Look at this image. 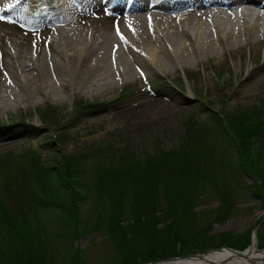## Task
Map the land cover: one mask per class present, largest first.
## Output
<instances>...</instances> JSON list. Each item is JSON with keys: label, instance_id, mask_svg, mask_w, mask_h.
<instances>
[{"label": "rangeland", "instance_id": "rangeland-1", "mask_svg": "<svg viewBox=\"0 0 264 264\" xmlns=\"http://www.w3.org/2000/svg\"><path fill=\"white\" fill-rule=\"evenodd\" d=\"M164 9L171 20L194 11ZM107 13L105 7L95 16L105 22ZM246 21L239 19L252 23ZM178 38V45L195 49L190 64L163 72L138 68L146 79L109 99H79L65 89L64 103L41 101L8 113L0 107V264H73L79 244L86 250L82 264H123L130 247L122 237L141 230L131 226L132 216L152 208L150 196L156 216L168 196L190 197L197 229L186 238L202 249L188 252L176 243L174 256L242 250L251 221L260 227L256 247L264 249V202L258 208L247 191L254 184L264 198V53L242 54L223 41L205 49L189 31ZM156 43L175 49L164 37ZM153 99L157 108L137 105Z\"/></svg>", "mask_w": 264, "mask_h": 264}, {"label": "bare ground", "instance_id": "bare-ground-1", "mask_svg": "<svg viewBox=\"0 0 264 264\" xmlns=\"http://www.w3.org/2000/svg\"><path fill=\"white\" fill-rule=\"evenodd\" d=\"M207 4L215 5V10L193 9ZM183 5L192 8L193 14L181 11L171 20L172 14L164 9ZM103 7L110 11L103 16L105 22L95 16ZM119 12L127 15H116ZM0 14L8 18L0 20V107L6 108L4 113L37 107L41 101L64 103L66 96L60 92L65 89L79 99H109L117 89L143 82L147 76L138 68L145 66L155 72L175 71L182 63L190 64L195 51L176 43L188 31L205 49L224 42L242 54L264 53V0H0ZM248 33L253 38L250 42ZM163 37L175 45L174 50L156 43ZM137 105L158 107L156 99ZM158 264H264V249H257L253 234L242 250L223 248Z\"/></svg>", "mask_w": 264, "mask_h": 264}, {"label": "trees", "instance_id": "trees-1", "mask_svg": "<svg viewBox=\"0 0 264 264\" xmlns=\"http://www.w3.org/2000/svg\"><path fill=\"white\" fill-rule=\"evenodd\" d=\"M155 198L156 197L154 196H150V202L152 203V208H154V210H151L152 208L149 209L148 206L144 211L135 212L132 216L135 221L131 226L136 227V229L141 228V230L136 231V233L133 234V238L130 236L125 242L130 248L128 249L129 253L126 254L128 257L124 259L123 264H137L142 261H152L172 257L175 255L174 246L177 245L176 243H179L182 250L188 252L202 249H192L190 245L193 244L192 242H194V239L186 238L187 234L191 233L189 232L190 228H195L193 225L194 220L192 221L191 218L192 216L195 218V214L192 213L193 206L190 204V200H188L190 197L181 195L168 196V207L167 209H165V207L160 208V216H156L154 205L157 200H153ZM145 219L147 220L145 221ZM154 222H156V224L163 222L162 228H160V230H154V232L152 230L150 231L151 233H144L142 229L153 228ZM114 227H120L119 223L115 224ZM156 231L161 233V243L157 239ZM126 232L128 231H124V234ZM134 239L137 240L139 244L134 243ZM199 239L202 240L201 242H204L207 240V237L197 238V240ZM144 241L148 244V249H150V245L155 247V249H150L148 251L144 250L143 246H146ZM132 247L133 249L131 250Z\"/></svg>", "mask_w": 264, "mask_h": 264}, {"label": "flooded vegetation", "instance_id": "flooded-vegetation-1", "mask_svg": "<svg viewBox=\"0 0 264 264\" xmlns=\"http://www.w3.org/2000/svg\"><path fill=\"white\" fill-rule=\"evenodd\" d=\"M258 182H261V181H258ZM252 186H251V188H247V191H249L250 192V195H249V200L250 199H252V200H254V201H256L257 203H258V208L259 207H261V204H260V202L262 201V202H264V198L262 197V195H259V194H257L256 192H260L261 191V189H258V188H256L255 186H254V184H251ZM252 192V193H251ZM262 192H264V190L262 191ZM132 222H131V224H133L134 223V218L131 220ZM161 225H163V222H159ZM128 227H130V224H128L127 225ZM161 228H162V226H161ZM246 232L248 233V231H253V230H255V231H258V230H260V227L259 226H257L256 227V225L251 221L250 223H247L246 224ZM78 230H79V228H77ZM122 229H123V227H122ZM82 230V229H81ZM84 231L81 233V236H85L86 234H88L89 233V231L88 230H86V229H83ZM80 233H77L76 235H80ZM77 237V236H76ZM130 236H127L126 238L125 237H122V239L124 240V242H126L127 241V239L129 238ZM80 238V237H79ZM81 238H83V237H81ZM112 239H113V241H116V237H111ZM178 244V243H177ZM79 246L81 247V248H74V252H73V256H77L74 260H73V264H82V263H84L85 261H86V259L84 258V254H83V252L84 251H86L85 250V248H84V246H82V245H80L79 244ZM76 247V246H75ZM17 263V262H16ZM70 264L72 263V261L71 262H69ZM86 264V263H85Z\"/></svg>", "mask_w": 264, "mask_h": 264}, {"label": "water", "instance_id": "water-1", "mask_svg": "<svg viewBox=\"0 0 264 264\" xmlns=\"http://www.w3.org/2000/svg\"><path fill=\"white\" fill-rule=\"evenodd\" d=\"M221 249H223V248H220V249H217V250H221ZM211 251H216V250H209V251L205 252V254L208 253V252H211ZM192 255L193 256H201L202 254H190V255H185V256L172 257V258H168V259L154 261V262H151L149 264H158L160 262H165V261H173V260H177V259H184V258L191 257Z\"/></svg>", "mask_w": 264, "mask_h": 264}, {"label": "snow or ice", "instance_id": "snow-or-ice-1", "mask_svg": "<svg viewBox=\"0 0 264 264\" xmlns=\"http://www.w3.org/2000/svg\"><path fill=\"white\" fill-rule=\"evenodd\" d=\"M0 19H3V17H0ZM118 34H119V31H118Z\"/></svg>", "mask_w": 264, "mask_h": 264}]
</instances>
